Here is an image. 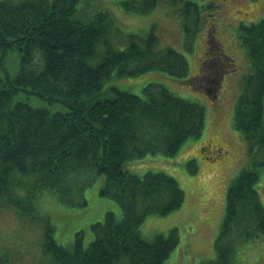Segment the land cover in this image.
Here are the masks:
<instances>
[{
    "label": "trees",
    "instance_id": "16d2710c",
    "mask_svg": "<svg viewBox=\"0 0 264 264\" xmlns=\"http://www.w3.org/2000/svg\"><path fill=\"white\" fill-rule=\"evenodd\" d=\"M157 1L123 5L146 13ZM182 12L191 34V23L201 22L202 7L187 1ZM114 26L107 10L83 17L77 0H0V212L14 210L39 219L44 225L42 251L52 264H164L179 244L177 229L168 237L148 238L141 231L147 218L167 216L182 206L178 181L153 170L139 175L128 164L156 155L175 157L187 140L202 134L206 112L164 85L151 89L147 99L115 89L111 98L91 103L116 71L118 78L155 70L177 80L189 77L186 58L159 48L155 34L132 39L123 51L110 49L101 63L92 65ZM239 38L252 72L236 106L234 127L249 144L253 163L228 189L217 257L205 264H234L238 246L264 240L255 168L264 166V17L242 27ZM214 47L218 57L231 60ZM22 95L66 111L33 107L19 100ZM205 146L212 152L209 142ZM100 176L101 195L118 201L122 216L108 211L103 222L93 224L88 246L81 233L72 247L61 245L50 218L40 212V199L48 192L65 205L85 206L86 190ZM8 262L0 249V264Z\"/></svg>",
    "mask_w": 264,
    "mask_h": 264
},
{
    "label": "rangeland",
    "instance_id": "374dc122",
    "mask_svg": "<svg viewBox=\"0 0 264 264\" xmlns=\"http://www.w3.org/2000/svg\"><path fill=\"white\" fill-rule=\"evenodd\" d=\"M127 1L130 0H79L78 8L83 17L89 18L98 10H107L115 20V28L99 44L90 63L98 65L108 50L122 51L132 39L139 40L154 33L160 48H172L185 56L189 64V78L177 80L161 70L118 78L116 71L90 102L111 98L115 89L147 99L151 89L164 85L178 96L195 101L204 108L206 119L202 134L187 140L175 157L156 155L133 161L128 168L139 175L149 170L164 172L175 177L185 192L184 209L164 217L151 216L141 226L142 233L148 238L157 234L168 237L171 230L178 229L179 244L164 264H205L217 257L215 242L226 214L227 189L240 171L253 163L249 144L234 127L236 106L245 80L252 72L239 33L242 27L258 23L264 17V0H160L147 13L126 11L122 2ZM187 1L199 4L202 14L209 15L208 25L192 23L194 32L190 36L186 33L181 11ZM131 6L135 5L132 3ZM213 19L217 26L216 39L220 41L224 54L231 58L222 60L225 66L222 74L219 62L213 65L206 62L203 67L204 47L213 45L207 42V30L209 25L214 24ZM218 54L217 49L210 48L207 58H220ZM209 73L219 79L214 87L216 95L207 92L203 78L196 79V85L191 80ZM19 100L51 113L66 111L61 105H49L36 98L22 95ZM208 142L216 151L206 148ZM259 159L261 156L256 160ZM191 166H198V170L193 172ZM255 168L259 174L256 190L264 206V166ZM103 185L104 177H97L94 184L87 188V204L82 207L65 205L48 192L42 196L40 212L50 218L55 226V238L61 245L72 247L77 233H81L84 245L88 246L94 239L93 224L103 222L108 211L122 216L121 204L101 195ZM43 233L44 225L39 219L22 216L14 210L0 212V249L7 254L9 264H52L42 251ZM255 245L253 248L238 246L234 264H264V253H260L264 252V241Z\"/></svg>",
    "mask_w": 264,
    "mask_h": 264
},
{
    "label": "crops",
    "instance_id": "0c3cea01",
    "mask_svg": "<svg viewBox=\"0 0 264 264\" xmlns=\"http://www.w3.org/2000/svg\"><path fill=\"white\" fill-rule=\"evenodd\" d=\"M185 202H186V199H185ZM184 205H185V203H184ZM184 205H183L182 209H184ZM189 224L190 225H193L191 222H189Z\"/></svg>",
    "mask_w": 264,
    "mask_h": 264
},
{
    "label": "bare ground",
    "instance_id": "6f19581e",
    "mask_svg": "<svg viewBox=\"0 0 264 264\" xmlns=\"http://www.w3.org/2000/svg\"><path fill=\"white\" fill-rule=\"evenodd\" d=\"M77 2H79V0H77ZM80 10V9H79ZM80 14H82V12H81V10H80ZM110 27H108V29H109ZM125 50V49H124ZM118 51H120V50H118ZM123 51V50H122Z\"/></svg>",
    "mask_w": 264,
    "mask_h": 264
},
{
    "label": "flooded vegetation",
    "instance_id": "af4514ba",
    "mask_svg": "<svg viewBox=\"0 0 264 264\" xmlns=\"http://www.w3.org/2000/svg\"><path fill=\"white\" fill-rule=\"evenodd\" d=\"M210 82L212 81V80H209Z\"/></svg>",
    "mask_w": 264,
    "mask_h": 264
}]
</instances>
